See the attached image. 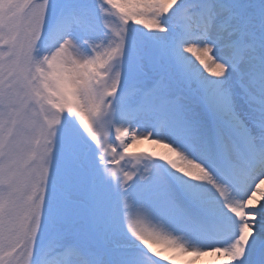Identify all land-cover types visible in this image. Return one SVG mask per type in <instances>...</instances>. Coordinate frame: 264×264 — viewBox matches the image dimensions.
<instances>
[{"label": "snow or ice", "instance_id": "snow-or-ice-1", "mask_svg": "<svg viewBox=\"0 0 264 264\" xmlns=\"http://www.w3.org/2000/svg\"><path fill=\"white\" fill-rule=\"evenodd\" d=\"M206 256L264 264V0H0V264Z\"/></svg>", "mask_w": 264, "mask_h": 264}, {"label": "bare ground", "instance_id": "bare-ground-1", "mask_svg": "<svg viewBox=\"0 0 264 264\" xmlns=\"http://www.w3.org/2000/svg\"><path fill=\"white\" fill-rule=\"evenodd\" d=\"M135 148L137 150H152V149H157L158 147L153 145L150 140H145L141 142L140 144L136 145ZM210 260V256L202 257L197 264H206Z\"/></svg>", "mask_w": 264, "mask_h": 264}]
</instances>
